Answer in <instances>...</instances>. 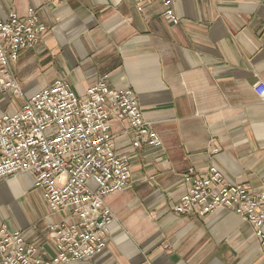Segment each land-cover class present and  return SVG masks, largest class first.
<instances>
[{
	"label": "crops",
	"instance_id": "1",
	"mask_svg": "<svg viewBox=\"0 0 264 264\" xmlns=\"http://www.w3.org/2000/svg\"><path fill=\"white\" fill-rule=\"evenodd\" d=\"M36 9L47 32L13 67L30 99L55 81L79 97L109 76L131 89L162 141L133 148L128 124L112 119L119 156L130 160L129 187L104 199L112 211L107 249L72 264H264L254 227L224 209L200 216L174 208L184 175L217 169L254 193L264 186V0H174V25L159 4L134 0H0V19ZM24 99L0 93V119ZM43 193L26 174L0 183V228L20 231L45 259L56 255Z\"/></svg>",
	"mask_w": 264,
	"mask_h": 264
},
{
	"label": "built area",
	"instance_id": "2",
	"mask_svg": "<svg viewBox=\"0 0 264 264\" xmlns=\"http://www.w3.org/2000/svg\"><path fill=\"white\" fill-rule=\"evenodd\" d=\"M137 10L159 4L174 25V0H134ZM47 32L36 9L27 16L11 13L0 19V93L25 102L17 113L0 119V183L26 174L42 191L51 214L62 216L49 225L56 255L45 259L28 245L22 232L0 228V264H72L92 261L108 245L112 211L104 199L125 191L130 184V160L116 151L112 119L128 124L133 148H158L162 141L143 118L131 89L116 90L104 76L79 97L58 80L26 99L13 67L21 52L42 41ZM264 99V84L255 87ZM186 192L174 208L178 214L196 209L206 216L224 209L240 215L254 227L264 250V186L254 193L246 185L227 183L211 168L200 177L194 168L184 175Z\"/></svg>",
	"mask_w": 264,
	"mask_h": 264
}]
</instances>
